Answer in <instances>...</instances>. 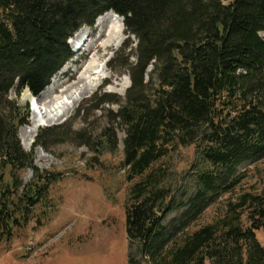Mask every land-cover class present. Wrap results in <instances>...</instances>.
<instances>
[{
	"label": "trees",
	"instance_id": "16d2710c",
	"mask_svg": "<svg viewBox=\"0 0 264 264\" xmlns=\"http://www.w3.org/2000/svg\"><path fill=\"white\" fill-rule=\"evenodd\" d=\"M110 12L137 40L131 88L93 108L118 105L109 118L126 133L131 263L264 264V0H0V242L52 207L63 177L24 149L19 98L39 97L72 59L69 41ZM100 139L116 148L114 129ZM188 148L179 179L163 163Z\"/></svg>",
	"mask_w": 264,
	"mask_h": 264
},
{
	"label": "rangeland",
	"instance_id": "374dc122",
	"mask_svg": "<svg viewBox=\"0 0 264 264\" xmlns=\"http://www.w3.org/2000/svg\"><path fill=\"white\" fill-rule=\"evenodd\" d=\"M92 36L90 43L99 38L98 33ZM136 45L137 40L125 30L101 58L95 50L76 66L73 63L79 55L70 46L72 59L51 84L54 80L65 81L64 73L68 70H77L80 77L93 60L100 69L93 86L82 93L72 110L66 108L55 113L50 123L40 129L38 136L50 128L56 132L47 141L49 149L41 148L45 156L38 149L34 150V146L30 150L24 146L23 132L31 124L34 103L23 100V95L29 90L19 98L21 107H31L28 124L19 131L24 149L34 153L35 166L41 171L62 174L63 177L51 188L52 207H39L32 222L17 228L11 240L0 242V264H132L126 227V205L132 183L127 181V169L123 166L126 133L119 122L109 118L118 113V105L104 104L101 110H94L93 106L104 100L105 95L110 99H126L131 80L123 65L127 59L130 63L135 62ZM41 95L33 97L37 100ZM12 97H17L16 91L12 92ZM107 128L114 129L117 134L116 148L100 139ZM194 155V149H181L163 165L171 168L181 179L195 160ZM33 175V171L28 170L21 174V178L29 183ZM254 179L249 176L245 184H253ZM258 237L264 245V234L260 233ZM31 246H34L33 250L28 251Z\"/></svg>",
	"mask_w": 264,
	"mask_h": 264
},
{
	"label": "bare ground",
	"instance_id": "6f19581e",
	"mask_svg": "<svg viewBox=\"0 0 264 264\" xmlns=\"http://www.w3.org/2000/svg\"><path fill=\"white\" fill-rule=\"evenodd\" d=\"M94 33H98L99 38L91 43L89 42L90 40L86 41L84 44L85 51L80 54L76 61H74V64H80L81 60L86 59L95 50H97V54L101 58L102 55L112 47V43L117 41L120 38V35H124L125 27L121 18L114 12H110L99 17L93 28H83L77 33L75 39L73 38V41H79V39H82L84 36L87 39L88 37L91 38ZM93 56L94 54L92 57ZM98 69H100V66H98L96 61L93 60L89 62L85 72L80 77L77 75V70H68L64 73L66 77L65 81L60 82L54 80L53 84L44 91L40 98L41 100L39 99L37 101L29 91L23 95V100L25 102L32 101L34 103V106L32 105L34 107V114L31 119V124L27 126L23 132L24 146L26 149L30 150L34 146L40 129L50 123L51 117L55 113L66 108L72 110L73 105L78 102L82 93L95 83V79L98 77ZM76 79L77 81L73 82ZM107 80L111 81V79ZM71 82L73 83L69 85ZM59 89H62L60 90L59 95L54 97V94H56ZM38 152L41 155H46L45 151L41 148L38 149Z\"/></svg>",
	"mask_w": 264,
	"mask_h": 264
},
{
	"label": "built area",
	"instance_id": "2783aa9c",
	"mask_svg": "<svg viewBox=\"0 0 264 264\" xmlns=\"http://www.w3.org/2000/svg\"><path fill=\"white\" fill-rule=\"evenodd\" d=\"M33 248H34V246L29 247V248H28V251H32Z\"/></svg>",
	"mask_w": 264,
	"mask_h": 264
},
{
	"label": "crops",
	"instance_id": "0c3cea01",
	"mask_svg": "<svg viewBox=\"0 0 264 264\" xmlns=\"http://www.w3.org/2000/svg\"><path fill=\"white\" fill-rule=\"evenodd\" d=\"M27 258H29V257H27ZM29 261H32V260H28L27 262H29ZM33 262V261H32ZM36 263H38V262H35V263H31V264H36ZM29 264V263H28Z\"/></svg>",
	"mask_w": 264,
	"mask_h": 264
},
{
	"label": "water",
	"instance_id": "95a60500",
	"mask_svg": "<svg viewBox=\"0 0 264 264\" xmlns=\"http://www.w3.org/2000/svg\"><path fill=\"white\" fill-rule=\"evenodd\" d=\"M30 91V90H29ZM40 99V98H39ZM39 99H37V100H39Z\"/></svg>",
	"mask_w": 264,
	"mask_h": 264
}]
</instances>
